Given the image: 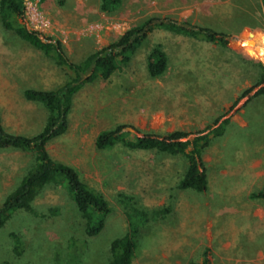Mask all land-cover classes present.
Here are the masks:
<instances>
[{"label":"rangeland","instance_id":"rangeland-1","mask_svg":"<svg viewBox=\"0 0 264 264\" xmlns=\"http://www.w3.org/2000/svg\"><path fill=\"white\" fill-rule=\"evenodd\" d=\"M83 1L86 6L82 4L77 9L81 15L72 20L68 19L67 9L80 5L79 1L38 2L39 26L29 19L30 12L26 11L28 27L59 39L73 63L83 61L131 27L154 17L187 22L264 45L261 0H220L217 5L222 7L210 17L199 16L195 11H166L159 0H123L112 14L97 10L99 0ZM0 42L17 49L18 55H25V42L5 30L1 22ZM156 45L162 46L168 66L161 77L151 79L146 71V57ZM35 55L28 51L26 57ZM64 73L61 83L68 79ZM259 75L256 63L245 61L219 45L170 36L162 30L150 34L126 67L109 80L85 85L74 96L66 133L46 147L53 160L75 168L86 184L105 196L112 212L103 229L96 236H86L84 221L67 190L46 187L33 204L37 216L16 211L0 228V264H109L111 242L127 232L124 208L130 203L149 213L170 209L157 219L147 215L148 221L136 236L137 250L132 264H188L200 261L206 248L212 256L211 264H264V257H255L252 255L255 251L242 247L244 220L237 219L236 224L230 221L226 215L231 211L230 202L221 195L216 201L221 209H212L211 192L216 191L217 185L211 170L208 169L206 192L180 190L177 185L186 169L184 156L130 150L121 143L109 150H98L95 146L99 133L119 125L133 127L138 137L184 131L191 133L187 139H193L197 133L206 134L209 128L216 127V121L218 125L221 118L236 113L250 121L249 133L258 140L264 136V96L250 97L264 86V83L256 86ZM248 89L251 92L241 98ZM40 111L36 108L27 114L34 112L38 116ZM242 111H246L244 116ZM46 113L44 110L45 116ZM218 138L211 139L202 155L205 165L212 162L211 145ZM240 143L239 136L228 139L230 153H235ZM33 154L1 152L0 175L5 173L6 179L10 175L11 181L5 190L0 189V207L31 168ZM257 193L249 197L259 199L253 197ZM120 195L131 198V202ZM242 197L246 200L248 196ZM53 209L58 213L51 216ZM137 213L130 211L132 224L142 219Z\"/></svg>","mask_w":264,"mask_h":264},{"label":"trees","instance_id":"trees-1","mask_svg":"<svg viewBox=\"0 0 264 264\" xmlns=\"http://www.w3.org/2000/svg\"><path fill=\"white\" fill-rule=\"evenodd\" d=\"M43 1L38 0V2ZM121 3L122 0H99V10L101 13L112 14L119 9ZM262 7L264 9V0H262ZM0 22L5 30L14 33L19 39L52 59L68 76L65 83L55 90L24 92V97L28 101L41 104L47 111L45 126L38 135L26 137L9 134L3 128L0 118V150L34 153L31 168L0 207V228L16 211L37 216L33 205L36 198L46 187L53 186L64 187L67 190L76 211L84 221L86 236H96L101 232L106 217L112 212L109 202L101 192L86 184L75 168L53 160L46 147L51 140L66 133L75 94L87 84L97 80H109L112 75L126 67L154 30H164L176 35L200 39L232 50L241 59L256 63L260 73L256 86L264 83V45L262 43L251 39H240L187 22L177 23L168 18H149L125 31L107 46L90 53L79 63L69 60L60 40L28 27L24 0H0ZM167 66L166 53L161 45H156L146 57L148 77L151 79L161 77ZM251 90H245L240 97L249 94ZM261 95H264V86L258 89L250 99ZM228 122L226 119L217 125L216 121V127L209 128L206 134L197 133L193 139H187L191 133L184 131H173L165 135L151 133L138 137L136 135L138 131L133 127L119 125L113 130L99 133L95 146L98 150H109L121 143L130 150L156 151L170 156L182 155L186 159V169L177 188L203 193L207 189L208 182L202 155L212 138L222 136ZM188 149L190 150L187 151ZM120 197L128 203L132 200L123 195ZM253 197L264 199V187ZM131 210L138 212L137 215L142 217L134 224L130 222ZM169 210L167 208L149 213L137 209L131 203L124 208L128 220L127 232L111 242L109 264H132L137 250L136 236L139 234L140 227L148 221L147 215L155 216L157 219L168 214ZM56 212L58 213V210L53 209L50 215H56ZM211 262L212 257L206 250L201 263L188 264H211Z\"/></svg>","mask_w":264,"mask_h":264},{"label":"crops","instance_id":"crops-1","mask_svg":"<svg viewBox=\"0 0 264 264\" xmlns=\"http://www.w3.org/2000/svg\"><path fill=\"white\" fill-rule=\"evenodd\" d=\"M76 1H79L81 4L72 9H67L69 12L67 15L68 19L72 20V17L75 18L76 15L80 14L77 12V9L82 4L86 6L85 1ZM159 1L163 4L166 11L175 9L190 11L191 13L195 11L197 14L199 13V16L204 17L212 16L213 12L216 13L217 9L222 7V5H217L221 3L220 0ZM97 10L100 12L99 5H97ZM198 15L196 17H199ZM155 31L158 30H154L153 32ZM164 32L170 36H180L168 31ZM90 39H87L88 42L91 41ZM191 39L203 41L200 39ZM24 44L25 55L21 56V54L18 55V52H16L17 49L4 42H0V118L2 126L7 133L16 136L33 137L42 132L47 120V113L45 116V109L41 104L28 101L24 97V92L26 90H55L65 82H60V78L65 73L62 68L58 67L52 59L46 57L41 51L33 48L26 42ZM28 51L32 54L35 53V57H26ZM261 96H258V98ZM36 108H40L41 110L38 116L34 112L27 114L28 110L30 112ZM241 113L244 116L246 111H242ZM226 119L229 121L225 127L227 132L224 130V135L219 137L211 145L212 158L209 161L212 160V162L210 165H205L208 182L206 191L209 186L208 171L211 170V175L215 178L217 185L216 191L211 192L213 194L211 196V204L214 206L212 209H216V207L217 210L221 209L216 204L217 198L221 195L225 201H228V204L230 202L229 207L231 211L226 214L229 216L230 221L236 224L235 220L241 218L244 220L243 226L245 231L242 239L244 245L242 247L255 251L256 253L252 254L255 257H264V199L259 198L253 200L249 197L252 193L259 192L264 187V136L256 140L255 134L249 133L251 125L246 117H241L236 113L232 117L221 118L220 123ZM236 136L241 138V143L236 148L235 153H230L228 139H233ZM16 151L18 150H0V154L1 152L13 153ZM229 153L231 154L230 159L227 158V154ZM5 175V173L0 175V189L3 188L4 190L5 187L9 186L11 181V176L9 175L6 179ZM226 194L229 196H225ZM242 194L248 196L245 198L246 200L243 199ZM206 250L210 254V250L206 248L202 252L201 260L196 263L203 261V255Z\"/></svg>","mask_w":264,"mask_h":264},{"label":"built area","instance_id":"built-area-1","mask_svg":"<svg viewBox=\"0 0 264 264\" xmlns=\"http://www.w3.org/2000/svg\"><path fill=\"white\" fill-rule=\"evenodd\" d=\"M24 1H25V16H26V18L28 15V13L26 11L29 10V12H30L28 15L30 17L29 19L31 21H33V23L37 24L36 26H39L40 23L38 22V20H39V17H41V15L36 10L38 0H24ZM42 24H44V23H42ZM32 30L37 31L35 29H32ZM37 32H40V31H37ZM40 33H42V32H40Z\"/></svg>","mask_w":264,"mask_h":264}]
</instances>
